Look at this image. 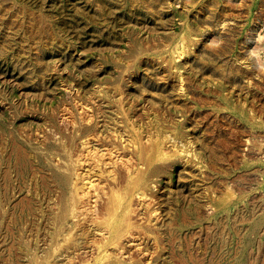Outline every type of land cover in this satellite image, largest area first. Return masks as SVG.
I'll use <instances>...</instances> for the list:
<instances>
[{
    "label": "rangeland",
    "instance_id": "obj_1",
    "mask_svg": "<svg viewBox=\"0 0 264 264\" xmlns=\"http://www.w3.org/2000/svg\"><path fill=\"white\" fill-rule=\"evenodd\" d=\"M0 264H264V0H0Z\"/></svg>",
    "mask_w": 264,
    "mask_h": 264
},
{
    "label": "bare ground",
    "instance_id": "obj_2",
    "mask_svg": "<svg viewBox=\"0 0 264 264\" xmlns=\"http://www.w3.org/2000/svg\"><path fill=\"white\" fill-rule=\"evenodd\" d=\"M108 155H109V154H108ZM110 156H111V155H110ZM116 159H117V158H116ZM114 161H115V159H114ZM121 163H122V162H121ZM82 182H83V181H82ZM90 183H91V182H90ZM94 184H95V183H93V185H94ZM84 185H85V184H84ZM91 185H92V184H91ZM87 186H90V185H87ZM93 187H94V191H96L95 187L97 188L98 186H93ZM83 188H84V187H83ZM85 188H86V187H85ZM87 188H91V186H90V187H87ZM85 191H86V190H85ZM90 191H91V190H90ZM90 191H88V192H90ZM91 192H92V191H91ZM84 194H85V193H84ZM92 195H93V193H92ZM80 196H81V195H80ZM94 196H95V195H94ZM94 196H93V197H94ZM140 196H141V195H140ZM93 197H92V198H93ZM95 197H96V196H95ZM95 197H94L93 199H95ZM140 198H141V197H140ZM80 199H81V198H80ZM96 200H97V199H96ZM140 200H141V199H140ZM88 201H89V200H88ZM143 201H144V200H143ZM80 208H81V207H80ZM80 208H79V209H80ZM83 209H86V207H83ZM83 209H82V211H83ZM86 210H87V209H86ZM86 210H85V211H86ZM88 210H89V209H88ZM77 211H78V210H77ZM80 211H81V209H80ZM90 211H91V210H90ZM76 213H77V212H76ZM82 213H84V212H82ZM89 213H90V212H89ZM86 215H88V214H86ZM97 229H98V228H97ZM106 229H107V228H106ZM97 232H98V231H97ZM101 232H102V231H101ZM101 232H100V233H101ZM100 233H99V234H100ZM100 235H101V234H100ZM130 235H131V234H130ZM106 236H107V235H106ZM133 236H134V235H133ZM133 236H132V237H133ZM103 237H104V236H103ZM121 237H122V236H121ZM134 237H135V236H134ZM130 238H131V237H130ZM126 239H127V238H126ZM136 239H137V238H136ZM128 240H129V239H128ZM128 240H127V241H128ZM121 241H122V240H121ZM125 241H126V240H125ZM127 241H126V242H127ZM131 243H133V242H131ZM128 244H129V243H128ZM137 244H138V243H137ZM130 245H131V244H130ZM133 246H134V245H133Z\"/></svg>",
    "mask_w": 264,
    "mask_h": 264
}]
</instances>
